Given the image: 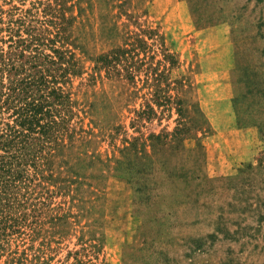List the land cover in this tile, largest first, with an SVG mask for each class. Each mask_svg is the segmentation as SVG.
Here are the masks:
<instances>
[{"label": "rangeland", "instance_id": "rangeland-1", "mask_svg": "<svg viewBox=\"0 0 264 264\" xmlns=\"http://www.w3.org/2000/svg\"><path fill=\"white\" fill-rule=\"evenodd\" d=\"M71 3L76 134L0 264H264V0ZM121 45L133 77L93 79Z\"/></svg>", "mask_w": 264, "mask_h": 264}, {"label": "trees", "instance_id": "trees-1", "mask_svg": "<svg viewBox=\"0 0 264 264\" xmlns=\"http://www.w3.org/2000/svg\"><path fill=\"white\" fill-rule=\"evenodd\" d=\"M68 1L36 0L32 7L0 9V227L4 229L15 226L8 219L35 210L36 186L53 179L54 161L65 154L76 134L70 127L75 101L67 86L84 65L76 53L82 47L73 33L74 3ZM133 51L134 47L121 45L92 57V78L102 70L132 78L133 68L143 64Z\"/></svg>", "mask_w": 264, "mask_h": 264}, {"label": "crops", "instance_id": "crops-1", "mask_svg": "<svg viewBox=\"0 0 264 264\" xmlns=\"http://www.w3.org/2000/svg\"><path fill=\"white\" fill-rule=\"evenodd\" d=\"M261 30L264 32V23L261 25Z\"/></svg>", "mask_w": 264, "mask_h": 264}]
</instances>
